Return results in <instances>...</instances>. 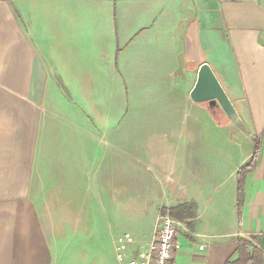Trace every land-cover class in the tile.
<instances>
[{"label":"crops","instance_id":"obj_1","mask_svg":"<svg viewBox=\"0 0 264 264\" xmlns=\"http://www.w3.org/2000/svg\"><path fill=\"white\" fill-rule=\"evenodd\" d=\"M203 63L237 123L189 98ZM70 91L98 117L105 98L127 95L135 137L125 159L109 155L102 169L120 177L127 168L130 194L147 178V200L158 195L148 222L146 203H129L134 213L119 221L128 228L114 230L108 248V220L77 219L94 264H118L124 234L132 243L119 264L142 262L162 210L185 203L195 212L175 218L179 248L168 264H224L237 238L264 234V0H0V264H57L58 227L73 225L57 213L67 179L57 184L51 105ZM253 154L237 213L236 174Z\"/></svg>","mask_w":264,"mask_h":264},{"label":"rangeland","instance_id":"obj_2","mask_svg":"<svg viewBox=\"0 0 264 264\" xmlns=\"http://www.w3.org/2000/svg\"><path fill=\"white\" fill-rule=\"evenodd\" d=\"M108 85L111 87H107L106 92L117 89L115 83H106V86ZM80 101L81 99L70 91L69 96L55 97L51 104L56 107L57 118V135L54 143L57 169L56 163L53 167L57 171V184L62 176L67 179V188L59 194L60 203H57V213L58 217H71L73 220L72 227L69 225L58 227L56 237L63 239L56 242L57 264H94L89 253H85L82 247L86 241V232L77 219L99 217L105 221L108 220L104 233L105 248H108L113 240L114 230L123 234L128 228L126 224L123 225L119 221L133 212L129 209V203L133 202V199L146 203V220L149 219L148 209L151 207L149 203L158 201V195H152L151 201L147 200L151 197L148 193L147 178L140 181L142 182L141 194L134 195L128 192L131 178L127 168L121 167L120 177L113 176V173L107 176L106 170L102 169L104 165L102 159L109 155L120 153L125 159L128 155L127 143L130 138L135 137L130 130V124L135 121L136 115L130 113L127 95L126 97L122 95L119 99L105 98L108 107L99 117L86 111L82 113ZM120 103H123L122 109ZM104 126L110 129L103 128ZM138 133L144 135L145 131H138ZM118 140H121V143ZM121 165L128 166V161L121 160ZM44 170L47 171L46 168ZM111 190L112 192L116 190L118 194L112 197L113 195L109 193ZM126 206L129 210L125 208ZM89 233H93V230ZM153 236L155 241L158 236L156 227H154ZM115 244L114 241L113 249ZM123 249L124 246L120 253ZM113 253L117 263H123L118 260V252L114 250ZM106 258L109 259V256Z\"/></svg>","mask_w":264,"mask_h":264},{"label":"trees","instance_id":"obj_3","mask_svg":"<svg viewBox=\"0 0 264 264\" xmlns=\"http://www.w3.org/2000/svg\"><path fill=\"white\" fill-rule=\"evenodd\" d=\"M214 117V115H213ZM215 118V117H214ZM258 140L254 138V146L257 148ZM255 164V155L242 165L236 174V190H237V213L242 205V187L246 174L253 168ZM195 212L194 203H185L176 207L170 208L169 211L162 210L161 214L168 213L172 218L182 219L187 216H193ZM260 236L251 237L249 239L237 238L234 257L226 260L224 264H264V251L258 247Z\"/></svg>","mask_w":264,"mask_h":264},{"label":"water","instance_id":"obj_4","mask_svg":"<svg viewBox=\"0 0 264 264\" xmlns=\"http://www.w3.org/2000/svg\"><path fill=\"white\" fill-rule=\"evenodd\" d=\"M189 98L196 103H208L209 107L219 108L231 122L239 121L238 114L232 102L221 87L210 66L203 63L198 68L196 82L190 91ZM258 247L264 251V234L260 237Z\"/></svg>","mask_w":264,"mask_h":264},{"label":"built area","instance_id":"obj_5","mask_svg":"<svg viewBox=\"0 0 264 264\" xmlns=\"http://www.w3.org/2000/svg\"><path fill=\"white\" fill-rule=\"evenodd\" d=\"M178 225L179 222L168 213L161 214L157 221L158 236L150 246L149 253L142 262L137 263L135 260H131L128 264H168L174 251L179 248L176 242V228ZM130 243H132V237L129 234H124L117 240L116 251L118 252L119 261L124 259L120 253L122 247Z\"/></svg>","mask_w":264,"mask_h":264},{"label":"flooded vegetation","instance_id":"obj_6","mask_svg":"<svg viewBox=\"0 0 264 264\" xmlns=\"http://www.w3.org/2000/svg\"><path fill=\"white\" fill-rule=\"evenodd\" d=\"M213 109L216 108V107H212Z\"/></svg>","mask_w":264,"mask_h":264}]
</instances>
